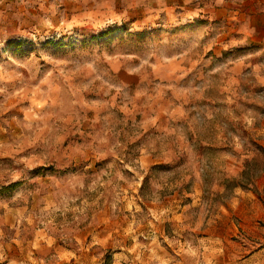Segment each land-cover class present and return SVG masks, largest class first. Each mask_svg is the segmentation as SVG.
Masks as SVG:
<instances>
[{
  "label": "rangeland",
  "instance_id": "rangeland-1",
  "mask_svg": "<svg viewBox=\"0 0 264 264\" xmlns=\"http://www.w3.org/2000/svg\"><path fill=\"white\" fill-rule=\"evenodd\" d=\"M0 264H264V0H0Z\"/></svg>",
  "mask_w": 264,
  "mask_h": 264
}]
</instances>
